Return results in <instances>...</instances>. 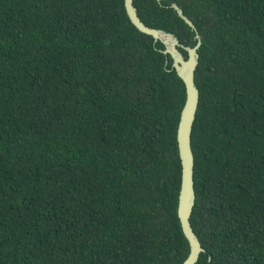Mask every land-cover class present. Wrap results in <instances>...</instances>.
<instances>
[{
	"label": "trees",
	"instance_id": "1",
	"mask_svg": "<svg viewBox=\"0 0 264 264\" xmlns=\"http://www.w3.org/2000/svg\"><path fill=\"white\" fill-rule=\"evenodd\" d=\"M195 264H264V0H133L193 46ZM124 0H0V264H182V79ZM186 57V51L180 49Z\"/></svg>",
	"mask_w": 264,
	"mask_h": 264
},
{
	"label": "water",
	"instance_id": "2",
	"mask_svg": "<svg viewBox=\"0 0 264 264\" xmlns=\"http://www.w3.org/2000/svg\"><path fill=\"white\" fill-rule=\"evenodd\" d=\"M170 6L176 11L177 15L195 31V45H184L179 42L173 33L145 25L137 15L133 0H124L125 11L131 23L139 31L152 36L155 41H160L164 45L162 52L170 55L172 67L184 83L185 100L180 111L176 129V141L181 165L177 216L181 230L189 244L188 255L182 264H195L199 254L204 251L189 220L195 203V192L193 187V153L190 134L199 98V92L194 80V71L198 64L199 55L197 50L200 47L201 39L200 35L196 32L194 23L183 13V10L175 2L171 3ZM180 49L186 51V57L183 56Z\"/></svg>",
	"mask_w": 264,
	"mask_h": 264
}]
</instances>
